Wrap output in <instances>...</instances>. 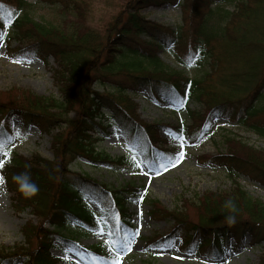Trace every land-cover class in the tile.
Listing matches in <instances>:
<instances>
[{
	"label": "trees",
	"instance_id": "trees-1",
	"mask_svg": "<svg viewBox=\"0 0 264 264\" xmlns=\"http://www.w3.org/2000/svg\"><path fill=\"white\" fill-rule=\"evenodd\" d=\"M39 1L57 8L58 25L33 21L26 11L30 5L21 0H11L10 13L0 9V39L7 45V56L43 62L52 58L59 93L56 100L21 92L10 105L0 104V175L17 196L16 210L29 209L39 219L38 226L23 230L27 248L0 249V264H57L50 252L56 241L63 248L79 249L77 234H95L104 225L114 245L123 250L136 236L129 206L142 200V188L129 184L114 190L69 170L79 158L95 169L119 171L128 166L123 158L113 160L96 152L90 144L94 132L108 136L106 129L115 127L128 149L154 170L176 156L155 145L166 144L161 134L174 142L199 145L211 138L216 121H224L264 139V0H117L116 16L106 25L94 16L93 0ZM186 2L191 7L186 33L149 23L138 14L166 4L183 11ZM7 28L18 42L15 48L9 47ZM161 55L195 74L184 76ZM119 60L129 64L118 65ZM96 85L105 89L102 94L94 91ZM129 94H144L172 112H187L193 103L203 115L188 112L191 125L148 124L136 116ZM70 114L75 118L65 121ZM14 118L19 121L16 130ZM30 125L46 134L65 127L51 137L52 159L14 155L7 163L16 137ZM223 138L228 147L230 135ZM232 144L228 151L203 158L231 177L245 175L264 187V151L240 140ZM85 198L97 202L102 214L89 209ZM190 208L193 219L171 214L176 221L172 231L146 241V248H168L180 239L183 251L218 259L234 235L248 233L264 243V205L234 179L228 191L206 193ZM82 251L104 258L100 246Z\"/></svg>",
	"mask_w": 264,
	"mask_h": 264
},
{
	"label": "rangeland",
	"instance_id": "rangeland-1",
	"mask_svg": "<svg viewBox=\"0 0 264 264\" xmlns=\"http://www.w3.org/2000/svg\"><path fill=\"white\" fill-rule=\"evenodd\" d=\"M21 1L30 5L26 11L33 21L58 25L60 17L56 7L48 6L39 0ZM10 2L11 0H0L1 12L6 10L10 13L11 7L8 6ZM117 4V0H93L94 16L101 20L104 19L101 25H106L107 21L116 16ZM185 5L186 9L183 11L178 6L166 4L143 8L138 14L149 23L168 27L174 31L182 30L186 33L191 7H189L190 3L186 2ZM6 30L9 31V47L15 48L18 42L12 38L13 31L11 28ZM6 49L5 41L0 39L1 105H10L21 92H28L38 97L59 99L53 78V70L57 68V65L52 58L49 57L46 62L38 59H11L7 56ZM161 59L174 70L183 72L184 76L191 77L195 74V70L182 69L168 55H161ZM125 64L129 62L118 61V65ZM118 65L114 68V72H118ZM93 89L99 94L105 90L98 85ZM129 98L133 103L132 106L135 107L136 116L148 124L191 125L188 112H199L200 116L203 115L201 107L193 103L188 105L187 112L182 108L172 112L148 101L144 94H129ZM74 118V114H70L64 120L71 121ZM102 125L106 127L107 122L104 121ZM18 126L19 121L14 118L12 120L13 129L16 130ZM64 129L63 126L60 129L50 130L51 132L46 134L30 125L23 136L16 137L11 152L6 157L7 163L14 155L25 158L39 155L51 160V137L63 132ZM106 132L110 135L105 136L101 132H94L91 138L94 141L92 140L90 144L94 146L96 152L107 155L113 160L123 158L128 166L119 171L104 167L95 169L85 159L79 158L72 163L69 170L74 175H85L114 190H120L129 184L142 188L144 192L142 200L129 206V212L133 215L132 222L136 236L128 240L125 250L114 245L112 235L106 225L99 233L77 234L79 249L63 248L61 243L56 241L55 247L50 252L57 260V264H264V243L255 242L248 234H237L229 238L226 242L228 247H222V253L218 259L183 251L180 239L174 241L168 248H146V241L156 240L172 231L176 221L171 214L178 213L180 218L193 219L191 204L196 203L197 199L206 193L221 194L228 191L232 187L233 179L244 191L264 205L263 186L245 175L238 174L231 177L224 168L211 166L203 158L204 155L228 151L234 147L232 141L237 140L264 151V139L246 130L243 126L224 121H216L211 138L203 140L196 146H189L184 141L174 142L171 136L161 134L160 138L166 140V144L156 143L155 145L162 149L175 151L176 156L173 162L161 164L157 170H154L128 149L115 127H108ZM226 134L231 137L228 147L224 144L226 137L223 138ZM16 201L17 196L8 189L0 175V249L11 251L14 248H27L23 230L29 225L35 227L39 225V219L33 215L31 210H16L14 206ZM85 202L89 209L102 214V209L97 202L90 200ZM152 203H157V205L153 206ZM43 228L49 230L46 225ZM237 243L241 247H236ZM95 246L102 248L104 258L100 259L96 255L82 251Z\"/></svg>",
	"mask_w": 264,
	"mask_h": 264
}]
</instances>
